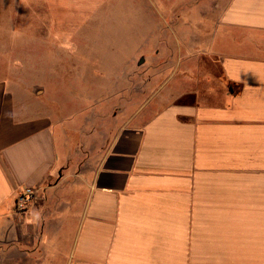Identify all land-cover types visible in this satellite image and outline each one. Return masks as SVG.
Masks as SVG:
<instances>
[{
  "label": "crops",
  "instance_id": "0c3cea01",
  "mask_svg": "<svg viewBox=\"0 0 264 264\" xmlns=\"http://www.w3.org/2000/svg\"><path fill=\"white\" fill-rule=\"evenodd\" d=\"M64 4L0 0V257L264 264V0H230L209 49L220 74L192 102L103 137L43 85L63 61ZM26 187L39 198L18 215Z\"/></svg>",
  "mask_w": 264,
  "mask_h": 264
},
{
  "label": "rangeland",
  "instance_id": "374dc122",
  "mask_svg": "<svg viewBox=\"0 0 264 264\" xmlns=\"http://www.w3.org/2000/svg\"><path fill=\"white\" fill-rule=\"evenodd\" d=\"M229 2L65 0L66 48L63 61L55 51L48 65L49 99L69 102L66 114L86 116L102 137L106 124L144 120L180 96L192 102L220 74L209 49Z\"/></svg>",
  "mask_w": 264,
  "mask_h": 264
},
{
  "label": "built area",
  "instance_id": "2783aa9c",
  "mask_svg": "<svg viewBox=\"0 0 264 264\" xmlns=\"http://www.w3.org/2000/svg\"><path fill=\"white\" fill-rule=\"evenodd\" d=\"M38 189L26 187L17 196L15 211L18 215L26 214L38 201Z\"/></svg>",
  "mask_w": 264,
  "mask_h": 264
}]
</instances>
